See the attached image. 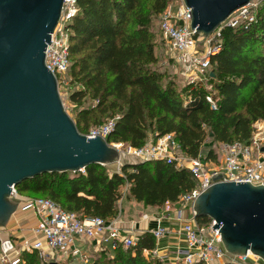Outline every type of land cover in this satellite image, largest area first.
Instances as JSON below:
<instances>
[{
	"label": "trees",
	"instance_id": "1",
	"mask_svg": "<svg viewBox=\"0 0 264 264\" xmlns=\"http://www.w3.org/2000/svg\"><path fill=\"white\" fill-rule=\"evenodd\" d=\"M76 1L78 11L68 26L72 63L68 74L79 86L70 99L81 106L75 119L81 133L89 132L91 120L99 124L102 117L118 116L109 143L140 147L150 135L174 133L182 151L196 158L208 136L216 144L247 142L255 122L264 121V1L254 21L223 28V46L212 59L210 82L187 83L181 89L158 69L151 30L169 0ZM209 85L217 92V109L206 99ZM87 99L96 104L83 106ZM208 154L217 158L214 149ZM124 186L136 202L161 206L177 202L196 181L174 162L148 160L126 161L121 172L91 164L83 172L43 173L16 188L24 196L51 198L81 218L111 220L119 216ZM198 221L212 223L207 216ZM155 248L156 239L146 232L135 247L99 252L91 264H163L144 257V249ZM23 262L42 264L37 252L24 253Z\"/></svg>",
	"mask_w": 264,
	"mask_h": 264
},
{
	"label": "built area",
	"instance_id": "2",
	"mask_svg": "<svg viewBox=\"0 0 264 264\" xmlns=\"http://www.w3.org/2000/svg\"><path fill=\"white\" fill-rule=\"evenodd\" d=\"M260 1L254 0L236 10L208 37L197 34L192 28V12L183 0L177 7L168 5L160 21L163 47L182 67L187 83L198 82L207 85L210 82L213 77L212 59L223 46V28H236L244 22L254 21L261 6ZM77 11L76 0L64 1L60 21L51 34L52 43H48L45 50L46 65L56 75L59 86L68 83L65 76L72 64L68 26ZM208 88L206 99L213 109H217V92L211 85ZM117 119L118 116L108 118L104 123L92 127L86 135L108 138ZM253 128L252 136L247 142L217 144L214 149L216 159L208 158L209 152L196 158L188 156L177 143L174 133L152 135L140 147L111 143L121 153L137 160L174 162L176 167L188 169L196 181V186L181 195L177 202L167 201L162 205V212L155 217L157 226L150 231L157 244L171 234L184 239L185 247L178 248L174 262L167 264H253L252 260H261L251 253H228L222 244L221 234L213 229L214 222L202 225L193 209L197 197L216 182L214 176L218 174L222 175L219 181L264 184V121L255 122ZM210 163H217L220 167L210 168ZM122 165V161H119L118 172H121ZM11 196L18 203L12 218L20 212L32 211L37 222L31 230L32 235L24 237L20 244L13 237H3V229L0 228V264L10 262L11 254L19 250L37 252L42 264L60 263L69 259L91 264L96 258L95 253L110 252L119 247L127 249L138 244L140 235L127 232L122 227L119 216L111 220L101 217L81 218L78 213L66 210L51 198L24 196L16 186H12ZM175 206L179 207L173 210ZM165 220L176 224L177 228L173 224L165 225ZM144 252L159 255L157 248L152 251L144 249Z\"/></svg>",
	"mask_w": 264,
	"mask_h": 264
},
{
	"label": "water",
	"instance_id": "3",
	"mask_svg": "<svg viewBox=\"0 0 264 264\" xmlns=\"http://www.w3.org/2000/svg\"><path fill=\"white\" fill-rule=\"evenodd\" d=\"M64 1L0 0L1 229L18 208L12 186L43 173H76L91 164L125 163L123 153L107 138L79 131L57 77L46 65L45 50L52 43ZM252 1L183 0L192 12V28L203 37ZM221 178L214 176L216 182L195 200L196 217L212 219L228 253H251L264 262V184Z\"/></svg>",
	"mask_w": 264,
	"mask_h": 264
},
{
	"label": "rangeland",
	"instance_id": "4",
	"mask_svg": "<svg viewBox=\"0 0 264 264\" xmlns=\"http://www.w3.org/2000/svg\"><path fill=\"white\" fill-rule=\"evenodd\" d=\"M264 0H261L260 4H263ZM182 2V0H169L168 5H172L174 7L179 6V4ZM160 21H161V16H155V18L153 19L152 22V26H151V30L155 35V41L157 42V47H156V53L157 56L159 58V61L157 63V67L159 70H161L162 72H165L166 76L168 79H174L177 82V87L179 89H181L185 84H187V80L181 75L183 74V69L182 67L175 61V59L166 52V50L163 47V40H162V36H161V32H160ZM66 79L68 81L67 84H63L61 86H59V90H60V94L62 96L63 102L65 104V107L68 111V113L71 115V117L75 120L77 119V114L78 111L81 109V106L77 105L75 102H73L70 99V93L73 92L74 90L78 89L79 86L73 82H71V77L69 74H67ZM96 103L94 100L91 99H87L83 106H94ZM108 118L106 117H102V121L99 124L104 123ZM76 121V120H75ZM98 123L93 122V120H91L90 124H89V128L91 129L94 126L99 125ZM217 146V144L215 142L212 141V138L210 136H208L206 138V144L204 145V147L201 150V153L203 156H205L211 149H215ZM123 161H137V158H134L132 156H128L126 154L123 153L122 156ZM212 162V161H210ZM108 167V169L110 171L118 170V163L117 164H112V165H106ZM210 168H219L220 165L216 163V165L214 163H210L209 164ZM115 167V168H114ZM121 192H122V199L119 200L118 202V210H119V215L123 214V211L127 210V207H132V213L130 214L129 218L131 220H134L137 216V213H133L135 212V208L136 207V201L132 198H130L128 196V186H124L123 188H121ZM41 196H47L46 194H38ZM179 206H175L173 207V210L178 209ZM123 210V211H122ZM13 222H15L13 220ZM12 221L8 224L7 227H5L2 230V236L3 237H13L14 234L16 233L14 229V226H12L13 223ZM20 249V247L18 248ZM24 253H26L25 251H17L14 252L13 254H11V261L7 262V263H1V264H23V256ZM144 257L148 258V260L151 262L153 260H160L163 262V264H167V260L162 259L161 255H149L146 252H143ZM260 262L262 260H259ZM259 261H254L252 260V262H259ZM263 262V261H262ZM58 264H81L79 261L76 260H63Z\"/></svg>",
	"mask_w": 264,
	"mask_h": 264
},
{
	"label": "crops",
	"instance_id": "5",
	"mask_svg": "<svg viewBox=\"0 0 264 264\" xmlns=\"http://www.w3.org/2000/svg\"><path fill=\"white\" fill-rule=\"evenodd\" d=\"M183 76V74H181ZM184 77V76H183ZM185 78V77H184ZM152 135H150L151 137ZM122 199V198H121ZM135 212L137 213V216L134 220H131L129 218L130 214L132 213L131 208L127 207L126 211H123L122 215H119V219L121 220L122 227L130 233H135L136 235H142L146 232H150L153 228H156L157 221L155 217L159 215L162 212V205L161 206H145L143 203L136 202ZM13 220L15 222H13ZM11 221L15 224H12L14 226L15 234L13 238L16 239L17 243L20 244L24 237H29L32 235L31 230L35 226L37 222V218L34 215L32 211L27 212H20L14 218L11 219ZM10 221V222H11ZM165 225H171L173 224L175 228H177V225L169 222L168 220L164 221ZM185 241L184 239L176 234H171L166 237H164L158 244L157 249L159 255L164 257L165 260H167V263H173L174 259L176 257V250L178 248L185 247ZM110 254V252H108ZM99 254L95 253V256L97 257ZM78 261V260H76ZM80 262V261H79ZM83 264L82 262H80ZM253 264H264V262H252Z\"/></svg>",
	"mask_w": 264,
	"mask_h": 264
}]
</instances>
